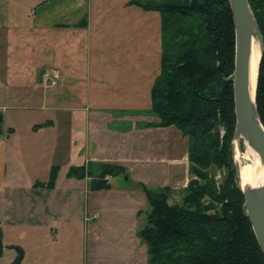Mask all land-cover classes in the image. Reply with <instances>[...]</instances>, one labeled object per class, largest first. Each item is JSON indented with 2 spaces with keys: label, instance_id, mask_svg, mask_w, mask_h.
Segmentation results:
<instances>
[{
  "label": "crops",
  "instance_id": "1",
  "mask_svg": "<svg viewBox=\"0 0 264 264\" xmlns=\"http://www.w3.org/2000/svg\"><path fill=\"white\" fill-rule=\"evenodd\" d=\"M160 55V14L131 0H0L4 248L17 244L7 231L23 228L19 208L30 215L33 195L67 183L70 167L110 163L141 187L185 185L187 138L147 125L158 121L151 87Z\"/></svg>",
  "mask_w": 264,
  "mask_h": 264
},
{
  "label": "trees",
  "instance_id": "2",
  "mask_svg": "<svg viewBox=\"0 0 264 264\" xmlns=\"http://www.w3.org/2000/svg\"><path fill=\"white\" fill-rule=\"evenodd\" d=\"M160 14V70L151 87L152 127H175L187 138L189 180L180 201L169 203V186H142L149 205L139 237L148 264H264V254L246 214L238 187L231 142L235 124L232 76L235 33L228 0H131ZM263 39L255 93L264 126V0H248ZM76 25H85L82 19ZM3 116L0 112V132ZM11 132V129H8ZM214 170L223 172L220 181ZM53 167L47 183L52 188ZM124 167L88 163L69 176L108 188L107 177ZM9 264H20L22 251ZM4 249L0 225V253Z\"/></svg>",
  "mask_w": 264,
  "mask_h": 264
},
{
  "label": "rangeland",
  "instance_id": "3",
  "mask_svg": "<svg viewBox=\"0 0 264 264\" xmlns=\"http://www.w3.org/2000/svg\"><path fill=\"white\" fill-rule=\"evenodd\" d=\"M255 38L260 43L256 34ZM255 44L258 46L256 41ZM237 144L236 151L231 144L235 167L249 163L247 158L251 157L242 140ZM214 172L215 179L220 181L223 172ZM125 176H111L108 188L92 190L90 181L87 180V186L85 179L67 175V183L63 176L56 191L41 190L34 194L32 213L28 215L26 209L25 216L23 208L17 211L23 228L18 232L7 231V236L16 239L17 244L2 250L0 264L13 261L17 255L15 246L22 251L20 264H148L139 230L146 224L150 208L143 188L128 177L124 179ZM187 181L184 186V180L169 186L172 189L169 203L180 201ZM20 200L15 201L18 207L24 205ZM0 212H5L1 203Z\"/></svg>",
  "mask_w": 264,
  "mask_h": 264
},
{
  "label": "water",
  "instance_id": "4",
  "mask_svg": "<svg viewBox=\"0 0 264 264\" xmlns=\"http://www.w3.org/2000/svg\"><path fill=\"white\" fill-rule=\"evenodd\" d=\"M228 2L232 12L235 33L234 70L232 76L235 124L232 145H234V139H237V142L239 140L243 142L249 140L252 149L258 154L264 165V126L256 110V85L253 101H251L248 90V61L252 36L256 34L259 38L261 44L260 57L263 53V39L248 0H228ZM236 174L237 179H239L237 165ZM124 179H127V176ZM238 187L244 198L245 210L251 228L264 254V182L257 191L249 188L243 189L239 183Z\"/></svg>",
  "mask_w": 264,
  "mask_h": 264
},
{
  "label": "bare ground",
  "instance_id": "5",
  "mask_svg": "<svg viewBox=\"0 0 264 264\" xmlns=\"http://www.w3.org/2000/svg\"><path fill=\"white\" fill-rule=\"evenodd\" d=\"M255 41L258 43V46L255 44ZM260 50H261L260 43L256 40L255 35H253L251 40V47H250L249 61H248V90L251 97V101H253L254 99ZM233 141H234V148L236 151V146L238 145L237 139H234ZM243 144L245 150L250 154L251 157L247 158L249 163L240 166L238 165L239 185L243 189L249 188L253 191H257L260 189L261 185L264 182V165L261 162L258 154L252 149L249 140H245ZM234 157H235V152H234Z\"/></svg>",
  "mask_w": 264,
  "mask_h": 264
},
{
  "label": "built area",
  "instance_id": "6",
  "mask_svg": "<svg viewBox=\"0 0 264 264\" xmlns=\"http://www.w3.org/2000/svg\"><path fill=\"white\" fill-rule=\"evenodd\" d=\"M52 82H54V81H52Z\"/></svg>",
  "mask_w": 264,
  "mask_h": 264
}]
</instances>
